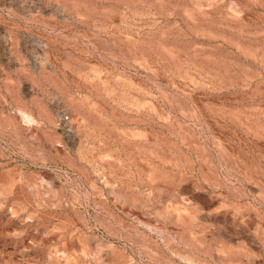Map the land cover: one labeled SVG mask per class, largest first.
Listing matches in <instances>:
<instances>
[{
    "label": "rangeland",
    "instance_id": "rangeland-1",
    "mask_svg": "<svg viewBox=\"0 0 264 264\" xmlns=\"http://www.w3.org/2000/svg\"><path fill=\"white\" fill-rule=\"evenodd\" d=\"M0 264H264V0H0Z\"/></svg>",
    "mask_w": 264,
    "mask_h": 264
}]
</instances>
